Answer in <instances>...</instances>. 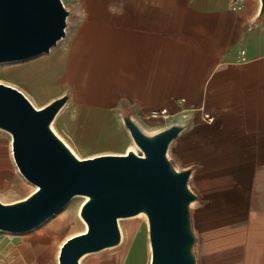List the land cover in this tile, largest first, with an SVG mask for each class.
I'll list each match as a JSON object with an SVG mask.
<instances>
[{"label": "crops", "instance_id": "crops-1", "mask_svg": "<svg viewBox=\"0 0 264 264\" xmlns=\"http://www.w3.org/2000/svg\"><path fill=\"white\" fill-rule=\"evenodd\" d=\"M66 2V39L56 55L37 65L51 64L44 66L46 71L60 73L42 107L68 96L56 116L62 135L76 147L123 155L134 148L119 123L122 115L139 125L143 114L166 109L172 117L152 121L154 129L146 132L172 124L185 127L168 155L180 169H192L190 186L198 196L192 209L198 229L197 264H264L260 0ZM81 113L102 124L97 129L86 126ZM204 114L213 122H205ZM12 164V152L7 157L0 138V194L12 187L7 175ZM221 217L230 218L227 230L219 226ZM48 229L50 236L62 230ZM223 232L227 236L222 237ZM37 247L41 250L34 254L30 243H22L16 261L8 254L4 260L58 264V252L53 258L50 246Z\"/></svg>", "mask_w": 264, "mask_h": 264}, {"label": "water", "instance_id": "water-1", "mask_svg": "<svg viewBox=\"0 0 264 264\" xmlns=\"http://www.w3.org/2000/svg\"><path fill=\"white\" fill-rule=\"evenodd\" d=\"M260 4L262 17L264 0ZM69 16L61 0H0V64L48 54L65 38ZM67 100L64 95L36 109L20 91L0 84V130L11 137L19 174L35 187L24 200L0 202V231H31L83 196L79 217L86 230L62 244L58 264H81L87 255L118 246L119 220L138 215L147 219L150 264H197L192 169L178 170L167 155L185 127L148 134L125 114L122 124L139 154L130 149L78 159L50 127Z\"/></svg>", "mask_w": 264, "mask_h": 264}, {"label": "rangeland", "instance_id": "rangeland-1", "mask_svg": "<svg viewBox=\"0 0 264 264\" xmlns=\"http://www.w3.org/2000/svg\"><path fill=\"white\" fill-rule=\"evenodd\" d=\"M62 1L66 7V0ZM65 39L66 37L60 40L48 54H43L23 62L0 64V84L17 89L36 109H42V106L51 97L52 90L50 88L55 86V84L59 81L58 78L60 73L46 71V67L44 66H50L51 64H43L41 66L37 65L42 64L40 63L41 61L52 58V56L56 55L58 50L62 47ZM79 117H81V122L85 123L86 126L90 125L93 129H97L99 123L102 124V120L98 123L96 121L89 120L88 114L85 113H81ZM57 121L58 118L56 117L50 126L51 130L59 137L60 140H62V142L78 159L93 158L101 155L100 153L98 154L97 151H92L89 147L82 146V148H80L73 145L66 137H64V135H62L61 131L58 129ZM119 123L122 124V121L119 120ZM139 126L145 133H147L146 131L154 129V124L147 121H140ZM0 138L4 140L7 157H10V135L0 131ZM133 148L136 150L134 144ZM168 158L172 161L169 155ZM173 164L178 170H182L177 167L174 162ZM8 170L9 174L7 175H10L9 177L12 187L9 191L2 192L0 194L1 201H13L23 197L26 198L35 191L34 186L28 184L21 178L14 164H12V166H8ZM80 197L83 196L73 197L63 209L31 231L19 234L0 231V264H9L11 262L4 260V257L7 254L10 255L12 261H16L18 259L17 257L20 256L19 246L26 242L31 244L34 254L41 250V248L38 249V245H47L53 250V255H51V257H56L57 252L59 253L62 244L67 239L79 233H83L85 230V224L79 217L80 208L84 203V199ZM195 204L196 203L192 205L191 213ZM222 218L223 217H221V219ZM229 222L230 218L226 217L222 219V223L219 224V226L222 229L227 230ZM192 224L197 238L196 231H198V229L196 222L193 221V214ZM118 226L121 234L120 244L114 248L85 256L82 259L81 264H150L151 251L146 217L144 215H138L129 219L119 220ZM48 228H50L54 233L59 232L61 229L62 230L57 235L54 234L53 236H50V230ZM223 236L227 235L224 233L222 237ZM197 249L198 246L196 243V255ZM7 257L9 258V256Z\"/></svg>", "mask_w": 264, "mask_h": 264}, {"label": "built area", "instance_id": "built-area-1", "mask_svg": "<svg viewBox=\"0 0 264 264\" xmlns=\"http://www.w3.org/2000/svg\"><path fill=\"white\" fill-rule=\"evenodd\" d=\"M61 2L63 4L62 0H61ZM63 6H65V5L63 4ZM181 116L183 119H187V117H188L187 111H183V113H181ZM171 117H172V115H170L166 109L150 111L148 113L143 114V120L147 121V122H152V121H157V120H168ZM203 120L205 122L212 123L213 117L209 114H204ZM135 152L137 154H139L137 150H135Z\"/></svg>", "mask_w": 264, "mask_h": 264}, {"label": "bare ground", "instance_id": "bare-ground-1", "mask_svg": "<svg viewBox=\"0 0 264 264\" xmlns=\"http://www.w3.org/2000/svg\"><path fill=\"white\" fill-rule=\"evenodd\" d=\"M80 198H83L84 199V201H85V197H80ZM48 220V219H47ZM52 225V224H51ZM85 230H86V227H85ZM85 230H84V232H85ZM81 234V233H80ZM82 261V260H81ZM82 263V262H81Z\"/></svg>", "mask_w": 264, "mask_h": 264}]
</instances>
